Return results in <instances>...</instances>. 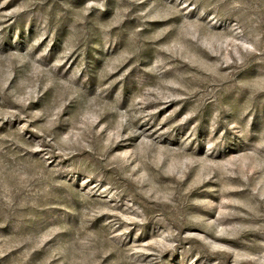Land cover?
I'll return each mask as SVG.
<instances>
[{"label":"rangeland","instance_id":"obj_1","mask_svg":"<svg viewBox=\"0 0 264 264\" xmlns=\"http://www.w3.org/2000/svg\"><path fill=\"white\" fill-rule=\"evenodd\" d=\"M0 264H264V0H0Z\"/></svg>","mask_w":264,"mask_h":264}]
</instances>
